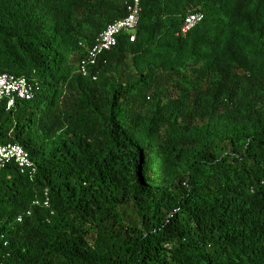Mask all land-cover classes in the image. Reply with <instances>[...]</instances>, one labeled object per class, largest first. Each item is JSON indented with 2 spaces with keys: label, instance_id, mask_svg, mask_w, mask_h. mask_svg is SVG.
Returning <instances> with one entry per match:
<instances>
[{
  "label": "trees",
  "instance_id": "1",
  "mask_svg": "<svg viewBox=\"0 0 264 264\" xmlns=\"http://www.w3.org/2000/svg\"><path fill=\"white\" fill-rule=\"evenodd\" d=\"M125 14L0 0V74L38 83L0 104V140L38 166L0 170V264H264V0H143L83 76Z\"/></svg>",
  "mask_w": 264,
  "mask_h": 264
},
{
  "label": "built area",
  "instance_id": "2",
  "mask_svg": "<svg viewBox=\"0 0 264 264\" xmlns=\"http://www.w3.org/2000/svg\"><path fill=\"white\" fill-rule=\"evenodd\" d=\"M142 1L125 0L126 14L108 24L88 50L86 57L81 60L79 71L83 76H89L93 73V78H97L94 69L98 66L102 56L118 44L120 36L127 35L130 41L135 40L142 13ZM203 19L204 13L200 11L189 14L179 33L186 35ZM37 88L38 83L29 81L26 77L9 73L0 74V104L5 103L7 109L10 110L16 106L18 99H33ZM11 164L15 165L22 174L31 180H34L38 173L36 162L22 145L5 143L0 140V170ZM34 205L48 207L50 205L49 198H38L34 201ZM31 213V210L27 211V215H31ZM21 219L22 217L19 218V220Z\"/></svg>",
  "mask_w": 264,
  "mask_h": 264
}]
</instances>
